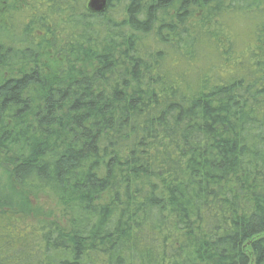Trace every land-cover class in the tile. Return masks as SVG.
<instances>
[{"label":"trees","instance_id":"obj_1","mask_svg":"<svg viewBox=\"0 0 264 264\" xmlns=\"http://www.w3.org/2000/svg\"><path fill=\"white\" fill-rule=\"evenodd\" d=\"M86 1L0 0V264H264V0Z\"/></svg>","mask_w":264,"mask_h":264},{"label":"water","instance_id":"obj_2","mask_svg":"<svg viewBox=\"0 0 264 264\" xmlns=\"http://www.w3.org/2000/svg\"><path fill=\"white\" fill-rule=\"evenodd\" d=\"M106 7H107L106 0H87L85 3L86 10L91 14L103 13Z\"/></svg>","mask_w":264,"mask_h":264},{"label":"rangeland","instance_id":"obj_3","mask_svg":"<svg viewBox=\"0 0 264 264\" xmlns=\"http://www.w3.org/2000/svg\"><path fill=\"white\" fill-rule=\"evenodd\" d=\"M86 3V2H85ZM3 23H4V20H0V26L2 25L3 26ZM57 23V20H55L54 22H53V24H56ZM2 174L0 173V181H2V183H3V176H1ZM39 199H40V202H39V204L41 205L42 203H47V205H49V206H53L54 205V203L52 202V201H48V200H46V199H43V198H41V197H39ZM35 202V201H34ZM35 204H36V202H35Z\"/></svg>","mask_w":264,"mask_h":264}]
</instances>
